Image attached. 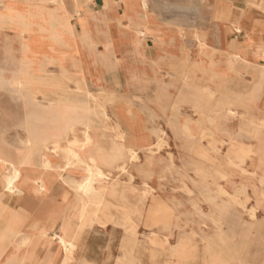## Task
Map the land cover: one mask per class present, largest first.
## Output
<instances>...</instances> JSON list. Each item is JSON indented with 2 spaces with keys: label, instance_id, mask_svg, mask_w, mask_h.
I'll return each mask as SVG.
<instances>
[{
  "label": "rangeland",
  "instance_id": "rangeland-1",
  "mask_svg": "<svg viewBox=\"0 0 264 264\" xmlns=\"http://www.w3.org/2000/svg\"><path fill=\"white\" fill-rule=\"evenodd\" d=\"M73 2L75 3V0H0V28H3L0 29V33L2 34H0V45L2 46H0V141L5 139L7 144L19 147L21 145V141H24L27 138L28 132L26 131V129L24 130L23 128H18V126L14 125L18 123H32L29 124V126H31V132H35L34 134L38 133V135L42 139V143L39 153V164L33 166L31 170L33 173H37V175L44 177L46 181V190L44 191L45 200H52L53 197L49 196H53L52 193L55 194L57 190L56 188L59 185L65 184L68 186V182L81 183L88 175L87 168L82 163H75L74 165L68 166L63 169H48L42 167V163L44 162V160L49 156H53V150L51 149L50 144L51 140L53 139V137H55V135H61L64 132V130L66 129V118L69 116L73 117L75 121L84 120V122H88V129L83 124L74 123V135L79 141L81 153L86 160H89L90 158H98L97 160L100 162L103 176L97 178V188L104 189V191L106 192V200L111 205H113V207H117L118 205L122 204L123 201L126 203L141 205H143L144 203V206L146 207L153 199L158 201L163 200L165 201V203H167L166 205H169L172 208L173 215L175 217L174 222L176 221L174 224L178 228L182 222H188V224L197 223L198 220L196 219H198V217H203V213L209 210V195L214 194L213 189L217 188L218 184L226 188L231 193H235L237 189L244 188L245 191L243 193H239L238 195L240 201L245 202L246 206H252L253 204H255L257 199L255 190H264V185H262L258 180L251 176V158L247 159L245 163L236 161L234 162V164H231L227 167L225 165V161L227 159V149H222L219 153L212 151L211 149H209L210 137H201V135L198 133V123L202 122V120H205V117H202L200 115L197 108L198 104L201 102V98H199L198 96L200 88L198 85L199 81L197 80L200 79L201 76L192 74L193 82L196 80L194 82V85H186L183 80H181L176 74H173L174 72L170 68V64L180 56L187 57L189 61L193 63L197 61L198 63L200 62L202 64H206V60L208 58L207 53L199 49L196 37L194 36V38H192L185 45L172 47L170 49V52H166L164 57H162L161 65H159L158 67L156 66V68L152 67L149 60L141 58L138 59L134 54L127 53L123 60V68L120 70V72H111L102 68L99 64L98 57H93L92 55L88 54L85 47L82 46L81 40L78 37L82 24H80L78 14L74 10L75 4ZM92 3L94 4V0H92ZM95 7H97L98 9L100 8L99 1H97ZM67 10L71 11H69L70 14ZM95 13L99 14L100 11ZM171 13L173 14V12ZM68 22L70 23L69 25ZM98 22L96 23V25H93L91 27H99L101 30H103L101 26L102 23ZM71 25L75 28V36L74 34H72V31L70 32V30L72 29ZM17 30L19 31L17 32ZM192 30H194L195 32L196 28H193ZM256 39L263 40L264 37L261 35H256ZM64 41H67V44ZM207 41L208 43L205 48L206 51H212L214 57L218 58V60L223 63L228 56L220 52L222 51V48L218 47L216 43L212 41V39H209ZM20 42L21 44H23L21 45ZM99 49L100 51L103 50L102 48ZM46 50H48L49 52ZM240 52L245 58H250L247 50L240 49ZM35 65H37V68ZM131 67H134V69H131ZM21 69L29 74H41L47 71V76L48 78H50L49 80H56V83L53 87H47L49 88V90H53L56 97L45 99L41 95H38L37 100H35L31 96L29 90L27 91L26 88L21 86H14L12 79L19 73ZM191 70L192 68L186 69V71L189 72ZM250 78V75L247 73H241L240 75L234 74V83L231 85L232 91H241V89L238 88H243L244 91H248L250 88V85H248V80H250ZM139 79L140 81H138ZM237 80H239L240 83H236ZM9 82L12 83H10L12 86L9 84ZM141 82H144V87H140V85L138 84ZM160 82L162 84H160ZM243 83L246 84L243 85ZM84 84H87V86H85ZM131 85L134 87H132ZM129 90L131 92H129ZM186 91H188V93ZM15 94L16 97H13V95L15 96ZM173 100L175 101L172 102ZM180 100L182 101L181 103ZM184 102L185 104H183ZM189 103H191L192 105ZM254 106L259 116L263 117L264 87L261 93V97L257 100ZM208 108L213 109V105H208ZM165 114L167 116H165ZM27 116H31L33 118L32 122V118L30 119V117H28L27 119ZM45 116L47 117V119ZM93 116L94 118L92 119L91 117ZM35 119L36 121H34ZM189 119H192L193 121ZM246 120L247 119H244V122H246ZM99 123L101 124V127H98L100 125ZM239 123L240 122L235 120H229L226 122L228 127L232 129L234 133L238 129L237 127ZM187 127L190 129L189 132L186 131ZM6 135L8 136L5 137ZM86 135H89L90 137L88 143ZM104 136H108V138H105ZM242 140L243 142L248 144L255 143V140L249 137H244L242 138ZM198 143H200V145ZM130 148L137 149L138 153L136 155L130 154ZM191 148L193 149L191 150ZM197 148H204L205 150L207 149L205 151L206 154L204 155V157L199 155ZM111 150L114 151L111 152ZM116 155L118 156L116 157ZM215 158H217V160ZM110 159L113 160L110 161ZM57 161L58 160H56V162ZM207 161L210 164H208ZM219 167L222 169L224 168L223 170L227 172L228 175L226 178L214 179L213 177L207 176L208 170H214ZM202 178L206 179L204 180ZM192 179H194V181ZM197 184L200 185L198 186ZM202 186L203 189H200V187ZM232 188L234 189V191ZM69 189L71 190V196L73 198H76V192L71 188ZM1 190L2 189H0V192ZM205 195H207V198L204 197ZM201 198H203V200ZM56 199L59 200L60 198L57 197ZM197 199H199V201ZM43 200H41V202H44ZM73 203L74 202L72 200L68 199L64 204L65 207L71 208L72 206H74ZM189 214L192 216H190ZM259 217L264 218V211L260 212ZM73 218L75 220L76 226L75 231L78 233L81 245H79V247L75 251L74 257L67 264H86L88 262L90 264H105L106 261V264H116L119 260L118 258L122 255V246L126 241L124 239V228L121 226L115 227L112 224H107L105 227L92 225L87 228L86 226L82 225L77 216H74ZM54 219L62 220V223L65 225L69 223L68 218L65 217L62 212L57 213L54 216ZM179 219H182V221ZM143 221L144 219H141L139 222L137 229L138 236L136 235L135 238L136 246L134 248L135 251L138 252H133L137 257L136 260H138L140 256V261L138 260V264H148L149 261H152L150 259L147 248L149 244V238L151 237V232L144 226ZM179 222L180 224H178ZM51 226L52 224H49L47 225V228H50ZM87 236H89L91 239ZM106 240L109 242H107ZM143 240L144 242L147 240V242L143 244ZM175 241L176 236L175 234H173L172 236H170V243H168V245L176 243ZM140 243L142 244V246ZM46 245H48V248H50L51 253H46L45 256L47 254H50L53 264H56V262L62 256V246L58 243L56 238L53 239L50 235L48 237ZM91 246H93L92 249ZM99 249L101 250L99 251ZM139 249L140 251H142L140 252ZM144 249H146L147 251ZM208 250L211 249L208 248ZM88 251H90V254ZM110 251L112 253H109ZM41 252L42 250L38 249V253ZM77 252L83 254H77ZM156 252H154L153 256H155V254L158 255ZM163 256L167 257L166 255H164V252H162L158 257L154 259L155 263L159 264V258ZM107 257H110L108 258L109 260L106 259ZM91 261H93V263Z\"/></svg>",
  "mask_w": 264,
  "mask_h": 264
},
{
  "label": "bare ground",
  "instance_id": "bare-ground-1",
  "mask_svg": "<svg viewBox=\"0 0 264 264\" xmlns=\"http://www.w3.org/2000/svg\"><path fill=\"white\" fill-rule=\"evenodd\" d=\"M75 1H76L75 2V12L78 14L80 24H82L81 28L84 31V35H82V36L78 35V37L81 40L82 46L85 47L86 52L88 54L92 55L93 57L94 56L98 57L99 64L101 65L102 68H104L108 71H111V72H116V73H117V71L120 72V70L123 68V60H124V57L127 53L128 54L129 53L134 54L137 57L143 55L144 57L147 58L146 60H149L151 62V65L154 68H156V66L158 67L159 65H161V60H162L161 57H155L154 54L147 55V54H144L142 52L141 43L144 41L145 36L147 35L146 32L141 31L140 29H138L136 27L130 26V28H129L130 31H135L136 38L133 37L132 40L135 39L136 45L133 47H130L129 45H126V44L119 45L115 42V39H111L99 27L92 28L91 26L90 27L88 26V18H89L90 10L88 9L87 0H75ZM110 1L111 0H106L105 7L103 6L105 9H107L109 7ZM248 1L253 2V0H248ZM259 3L264 7V0H260ZM144 7L145 8L147 7L145 2H144ZM248 8H250V7H248ZM69 11H68V13H69ZM3 12H4V10H3ZM72 12H73V10H72ZM24 13H25V11H24ZM101 14L100 15L102 17H99L101 20H103V19L108 20L109 19V16L107 15V13L102 12ZM54 17H55V15H54ZM123 17H126V16H123ZM67 21H68V18H67ZM23 22H24V20H23ZM69 24L70 23L68 22V25ZM0 29H3V28H0ZM18 31L19 30H17V32ZM59 31H61V30H59ZM71 31H72V34H74V36H75L74 26H72V29L70 30V32ZM234 31L236 33H240L242 31V29L240 27H236L234 29ZM6 34H7V32H6ZM82 34H83V32H82ZM207 34H208L207 31H203V30H197L195 32V37L198 41L199 49H201L202 51L207 53L208 58L206 60V64H202L200 62L198 63L197 61L195 63H193V62H190L187 57H184V56L181 57L180 56L170 64V68L174 72L173 74H176L181 80H183V82L186 85H194V82L196 80L193 82L192 74H196L197 76L198 75L201 76L200 79H198V77H197V79H198L197 81H199L198 85L200 88V90H199L200 92H199L198 96H199V98H201V102L198 104L197 108H198V112L200 113V115L202 117H205L204 118L205 120L204 121L202 120V122H199L200 124L198 123L197 130H198V133L201 135V137H206V136L210 137V148L209 149H211L212 151H214L216 153H219L222 149L226 148L227 149V159L225 161V165L227 167L230 166L231 164H234V162H236V161H238L240 163H245L247 161V159L251 158V160H250V165L252 167L251 176L254 177L256 180H258L262 185H264V116L260 117L258 112L256 111V109L254 108L255 103L261 97V93H262L263 87H264V39L263 40H257L255 38V36L261 35L264 37V24L248 29L247 33H246L247 35H246L245 41L241 44L233 45L232 48H233L234 52L231 53L228 57H226V59L224 60L223 63L221 61H219L218 58L214 57L212 51L211 52L206 51L205 48H206V45L208 43ZM141 35L144 37L143 39L139 38V36H141ZM180 36H182V35H180ZM50 37H52V36H50ZM64 37H66V36H64ZM138 41L140 43H138ZM194 41H196V40H194ZM21 42H23V41H21ZM21 42H20V44H21ZM156 42H158V41H156ZM233 43H235V42H233ZM99 48H102L103 50L100 51ZM240 49L247 50L250 58L249 59L245 58L242 55V53L240 52ZM46 51H48V50H46ZM15 53H17V52H15ZM22 54H24V53H22ZM13 59H15V58H13ZM35 66L37 68V65H35ZM57 68H58V66H57ZM128 68H129V66H128ZM188 68H192V70L190 72L186 71V69H188ZM131 69H134V67H131ZM38 70H39V68H38ZM40 70H41V68H40ZM82 71H83V69H82ZM241 73H247L250 75L251 78H250V80H248L249 81L248 85H250V88H249V90L246 89L248 91H244L243 88H238V89H241V91H237V92L232 91L231 85L234 83L233 82L234 81V74L240 75ZM170 74H171V71H170ZM49 79L50 78H48V76H47V71H45L44 73H41V74H37V73L29 74L26 71H24L23 69H21L19 71V73L12 80H13L14 86L17 85V86H21V87L26 88L27 91L28 90L30 91V94L33 97V99L37 100L38 95H41L45 99H51V98L56 97L53 90H49V88H47V87H53L56 83V80L51 81ZM109 79H111V78H109ZM136 79H138V78H136ZM138 81H140V79ZM10 83L11 82H9V84ZM236 83H240V81L237 80ZM138 84L140 85V87L145 86L144 82H141ZM160 84H162V83L160 82ZM245 84L243 83V85H245ZM85 86H87V84ZM132 87H134V86H132ZM136 87H135V89H136ZM238 87H240V86H238ZM85 89H87V88H85ZM22 91H23V89H22ZM24 92H26V91H24ZM107 92H108V90H107ZM129 92H131V91L129 90ZM186 92L188 93V91H186ZM140 93H141V91H140ZM28 94H29V92H28ZM9 95H11V94H9ZM18 96H19V94H18ZM13 97H16V94H15V96L13 95ZM178 97H179V95H178ZM189 99H190V97H189ZM174 101L175 100H173L172 102H174ZM18 102H19V100H18ZM181 102L182 101L180 100V103ZM183 104H185V102ZM189 104H191V103H189ZM210 104L213 105V109L208 108V105H210ZM54 105H56V104H54ZM31 116H27V119H28V117H30V119H31L32 118ZM165 116H167V115L165 114ZM91 118L93 119L94 116ZM13 119H15V118H13ZM46 119H47V117H46ZM244 119H247L246 122H244ZM32 120H33V118L31 119V122H32ZM189 120H192V119H189ZM229 120H235V121L240 122L238 127H237L238 129L236 128L237 130L235 133L226 124V122ZM34 121H36V119ZM53 121H54V119H53ZM90 121H89V123H90ZM95 121H97V120H95ZM74 123H80V124L85 125L87 129L89 128L88 122H84V120L75 121V119H73V117L68 116L66 118V129L64 130V132L61 135H57V136L55 135V137H53V139L50 142L51 149L53 150V156H49L48 158H46L44 160V162L42 163V167L48 168V169H54V168L63 169V168H66L68 166H72L75 163H82L86 166L87 171H88V175L85 177V179L81 183L68 182V186L65 184L59 185L56 188L57 190H56L55 194L52 193L53 196L52 195L49 196L50 194L48 195L49 197H53L52 200H50V201L49 200L47 201L44 198L45 197L44 191L46 190L45 185H43L42 181L39 178H37V173H33L31 170L33 166H36L37 164H39V161H40V154L39 153H40V148H41V143H42L41 142L42 139L38 135V133L34 134L35 133L34 131H33L34 133L31 132V126H29V124H32V123L28 124V122H27L26 124L18 123V124L14 125V126H18V128L21 127L24 130L26 129V131L28 132L27 138L24 141H21V145L19 147L7 144L5 139L0 141V180L2 183V192H3L1 197H0V264H48L45 261L44 256H45L47 250L49 249L48 245H46L49 235L53 239L56 238L58 243L62 246L63 253H62L61 258L59 259V264H67L74 257L75 251L77 250L79 245H81V241H80V238L78 237V233L75 231L76 226H75V220L73 218L74 216H77L79 218V220L81 221L82 225L86 226L87 228L89 226H92V225L105 227L107 224H112L115 227L121 226L124 228V239L126 241L122 246L123 252H122V255L118 258L119 259L118 264H135L133 251H135V248H134L136 246V244H135L136 239L135 238L137 235L138 225H139V222L141 219H144V221H143L144 226L151 232V237L149 238V244L153 246L151 248V252H150L151 258L154 260L162 252H164V255L167 256L166 260H164V261L160 260L159 264H161V263H164V264H254L253 262H248L249 254L247 252H242L244 249H246L248 247H246V248L243 247V249L241 251L236 250V248L234 249L233 246L230 244L231 240H233V239H231V236L228 235L230 233L227 234V231L223 229L224 223L226 225H228L229 229H232V227H233V225L231 223L233 221L230 222V220L229 221L227 220L229 213L231 212V209H234L233 207H235L237 205L244 206V204L240 201V198L238 197L239 193H243L245 191L244 188L237 189L235 191V193H231L226 188H224V187L220 186V184H218V187L213 189L214 194L209 195V198H208L209 210L205 213V216L208 217L212 222L215 223L216 233H215V235L212 233L204 234V236L202 237V240L204 242L203 247L198 248L199 245L197 246V244L194 243V236L195 235L193 233L187 232L186 227H185V230L180 231V232L178 231L179 233H177L178 235L176 237V243L165 247L166 245H168V243H170V242H168L169 236L166 235V236L161 237L160 233L164 232V231L165 232L168 231L170 233L172 231V227L175 226L174 223L176 221L174 222L175 217L173 215L172 208L169 205H166L167 203H165V201H163V200L158 201L155 199H153L149 203V205H147L146 207L144 206L143 202H142L143 205H141V204L126 203L123 201V203L118 205L117 207H113V205H111L109 202H107L106 196H105L106 192L104 191L103 188H97V184H96L97 178H100L103 176V172L101 170L100 162L97 160L98 158L97 159L90 158L89 160H86L83 157V154L81 153V149L79 147L80 146L79 141H78L77 137L74 135V128H73V126L75 125ZM168 123H169V121H168ZM172 123H173V121H172ZM52 126H53V124H52ZM93 127H94V125H93ZM98 127H101V124ZM3 129H2V131H3ZM178 129H179V127H178ZM186 131L189 132L190 129L187 127ZM101 135H102V133H101ZM7 136L8 135H6L5 137H7ZM86 137H87L86 139H87V143H88L90 140V137H89V135H86ZM106 137L108 138V136H106ZM244 137H247V138L249 137L251 139L253 138L255 140V143L254 144L253 143L248 144V143L243 142L242 138H244ZM175 138H177V137H175ZM109 139H111V138H109ZM180 139H182V138H180ZM193 141H195V140H193ZM198 144L200 145V143H198ZM192 149L193 148H191V150ZM197 149H198L199 155L204 157V155L206 154L205 151L207 149L206 150L204 148H197ZM112 151H114V150H111V152ZM96 153H95V155H96ZM129 153L132 155H136L138 153V151L135 148H130ZM130 154H128V155H130ZM209 154H210V152H209ZM117 156L118 155H116V157ZM191 159H193V158H191ZM215 159L217 160V158H215ZM56 160H58V161L56 162ZM111 160H113V159H110V161ZM115 160H117V159H115ZM187 161H189V160H187ZM201 161H199V162H201ZM162 163H163V161H162ZM188 163H190V162H188ZM196 163H197V161H196ZM208 164H210V163L208 162ZM167 169H168V166H167ZM223 169L219 167V168H216L214 170H210V171L208 170L207 176L213 177L214 179H224L227 177L228 174ZM204 177H206V176H204ZM202 179L205 180L206 178H202ZM192 180L194 181V179H192ZM198 180H199V178H198ZM197 183H200V182H197ZM202 184H203V182H202ZM69 188L73 189L76 192V194H77L76 198H73L71 196V190ZM201 188L203 189V186L200 187V189ZM124 190H123V192H124ZM198 191H200V190H198ZM203 191H206V190H203ZM233 191H234V189H233ZM252 193H253V191H252ZM255 193L257 196L255 204H253L250 208H246V213L249 216V221L248 222L246 221V223L249 225L248 227L251 228L250 231H252V229H255L257 231L261 229L264 231V219L259 217L260 212L264 211V190H261V191L255 190ZM207 195H205L204 197H206ZM57 197L60 199L57 200L56 199ZM41 198H42V200L44 199L43 200L44 202H41ZM68 199L72 200L74 202L73 203L74 206H72L71 208L65 207L64 203ZM201 199L203 200V198H201ZM197 200L199 201V199H197ZM191 201H194V200H191ZM177 204H179V203H177ZM194 204H196V203H194ZM59 212L60 213L62 212L64 214V216L68 218L69 223L66 225L62 223L60 231H49V230H47L46 229L47 223L49 221L53 220L54 216ZM235 213H237V210ZM190 216H192V215H190ZM231 216H233V215H231ZM241 217H242V215H241ZM228 219H230V218H228ZM240 219H242V218H240ZM179 220H182V219H179ZM214 223H213V225H214ZM178 224H180V222ZM196 227H198V226H196ZM178 229H179V227H178ZM263 231H261V232H263ZM211 232H212V230H211ZM201 233H203V232H201ZM237 234H239V233H237ZM114 236H115V234H114ZM245 236H246V234H245ZM245 236H243V237H245ZM87 237H89V236H87ZM173 238H174V236H173ZM233 238H235V237H233ZM123 240H121V241H123ZM247 240H249V239H247ZM49 241H51V240H49ZM243 241H242V244H243ZM107 242H109V241H107ZM140 242H141V240H140ZM143 242H144V240H143ZM146 242H147V240L143 244H145ZM250 242L253 243L254 240L251 239ZM256 242H258V241H256ZM259 242H261V240ZM141 246H142V244H141ZM87 247H88V245H87ZM207 247L210 248L212 251L208 250ZM250 247H251V245H250ZM250 247H249V249H250ZM92 248H93V246H91V249ZM136 248H138V247H136ZM158 248H161V250H158ZM240 248H242V246H240ZM38 249H41L42 252L38 253ZM100 250L101 249H99V251ZM144 250H146V249H144ZM246 250L248 251V249H246ZM263 250L264 249H262L261 252ZM139 251H140V249H139ZM88 252L90 254V251H88ZM136 252H138V251H135V253ZM154 252H156L158 255L155 254V256H153ZM109 253H112V252L110 251ZM253 253L257 254V252H255V251ZM77 254H81V253L77 252ZM77 254H76V256H77ZM141 255H143V254H141ZM110 257H107L106 259H108ZM117 257H116V260H117ZM251 257L253 258V256H251ZM87 258H89V257H87ZM98 258H99V256H98ZM135 258H137V257H135ZM138 260L140 261V256H139ZM110 261H111V259H110ZM86 262H88V261H86ZM91 262L93 263V261H91ZM106 263H107V261H106ZM86 264H88V263H86Z\"/></svg>",
  "mask_w": 264,
  "mask_h": 264
},
{
  "label": "crops",
  "instance_id": "crops-1",
  "mask_svg": "<svg viewBox=\"0 0 264 264\" xmlns=\"http://www.w3.org/2000/svg\"><path fill=\"white\" fill-rule=\"evenodd\" d=\"M97 1L100 2L99 9L95 7ZM259 1L260 0H253V2H250L248 0H111L109 3V7L105 9L104 7L106 4V0H94V4L92 3V0H89L87 4L88 9L90 10L88 26L90 27L96 25L98 21L101 23L103 22L101 26L102 28L104 27L103 31L107 36H109L111 39H115V42L119 45L126 44L130 47L136 45L135 39L132 40L133 37L136 38V35L135 31H130L129 28L130 26L136 27L141 31L147 33L144 41L141 43L142 52L147 55L154 54L155 57L161 58L164 57L166 52H170V49L172 47H178L187 44L192 38H194L195 32L197 30H203L207 31L208 33L207 39H212V41H214L216 45H218V47L222 48L221 53H226V55L229 56L234 52L232 48L233 45L241 44L245 41L248 29L264 24V7L259 3ZM144 2L146 3V8L144 7ZM98 11H100V14L102 12L107 13L109 19L101 20L99 17H102V14L100 15L95 13ZM171 12H173V14ZM236 27H240L242 31L240 33H236L234 31ZM193 28H196L195 32L194 30H192ZM110 30L113 32V34ZM81 31L83 32V34ZM79 35H84V31L82 30V28L79 32ZM139 38L143 39L144 37L141 35L139 36ZM156 41H158L159 43ZM138 43L140 42L138 41ZM136 58L147 59L143 55L138 57L136 56ZM37 178H39L42 181V184L46 186L44 177L42 178V176L37 175ZM0 189H2L1 180ZM2 193L3 192L1 190L0 197ZM242 203L244 204V206L237 205L233 207L235 210L231 209V212L228 216V218L230 219L227 218L228 221H233L231 222L233 225L232 229H229L228 225H226L225 223L223 224V229L227 231V234L230 233L228 235H230L231 239H233L231 240L230 244L234 249L236 248V250L241 251L243 247H248L246 248L248 249V251L246 249L242 251L249 254L250 261L248 260V262H253L254 264H264V250L261 252V250L264 249V231L261 229L260 230L263 232H261L260 230L257 231L255 229H252V231H250L251 228L248 227L249 225L246 223V221H249V216L246 213V208H250L251 206H246L245 202ZM236 210L238 214L235 213ZM205 213L206 212L203 213V217H201L200 219H196L198 220L197 223L188 224L182 222V224H180L179 226V229L176 227V225L172 227V231L170 232L171 234L168 231H164L165 233L161 232V237L166 235L169 236L168 242H170V236L175 234V236L177 237V233L185 230L186 227L187 232L193 233L195 235H193L194 243H196L197 246L199 245L198 248L203 247L204 242L202 240V237L204 236V234L212 233L215 235L216 233L215 223L212 222L208 217H206ZM230 214L233 216H231ZM49 224H52V226L50 228H47V225ZM47 225L46 229L49 231H60L62 220L53 219L49 221ZM191 225L194 227H192ZM200 231L203 233H201ZM243 236H245L246 238ZM240 239L242 241L244 240L243 244ZM251 239L254 240V244L250 242ZM260 240L261 242H259ZM149 245L150 244H148L147 246L148 252L150 255V259L153 262L149 261L148 264H156L154 263L155 261L151 258L150 253L153 246ZM169 245H166L165 247ZM250 245L252 248L250 247ZM240 246H242V248H240ZM158 250H161V248H158ZM254 251L257 252V254L253 253ZM47 252H50V248L47 250ZM47 255L44 256L45 261L48 264H53L50 254L48 256ZM250 255L253 256V258ZM133 256L135 259V264H137L138 261L135 258L136 256ZM159 259L161 261H164L166 260V257L163 256ZM118 262L119 261H117L116 264H118ZM56 264H59V260L58 262H56ZM88 264L90 263L88 262Z\"/></svg>",
  "mask_w": 264,
  "mask_h": 264
}]
</instances>
